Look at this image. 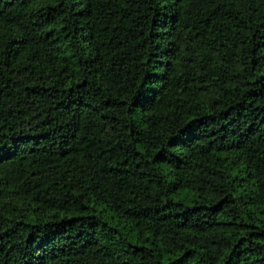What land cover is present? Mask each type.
Returning a JSON list of instances; mask_svg holds the SVG:
<instances>
[{
	"label": "trees",
	"instance_id": "obj_1",
	"mask_svg": "<svg viewBox=\"0 0 264 264\" xmlns=\"http://www.w3.org/2000/svg\"><path fill=\"white\" fill-rule=\"evenodd\" d=\"M0 264H264V0H0Z\"/></svg>",
	"mask_w": 264,
	"mask_h": 264
}]
</instances>
